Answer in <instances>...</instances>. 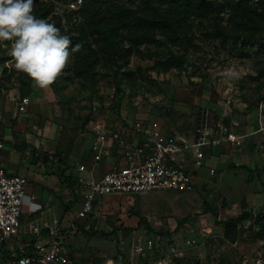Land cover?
Returning <instances> with one entry per match:
<instances>
[{"label": "rangeland", "instance_id": "rangeland-1", "mask_svg": "<svg viewBox=\"0 0 264 264\" xmlns=\"http://www.w3.org/2000/svg\"><path fill=\"white\" fill-rule=\"evenodd\" d=\"M53 1L69 31L68 17L77 15L79 3ZM110 1L140 6L143 0ZM152 1L180 11L187 0ZM189 11L196 50L163 40L146 43L125 64L103 62L79 76L71 53L47 87L16 69L9 56L3 76L8 95L1 100L13 106L11 96L28 94L30 103L26 112L11 114L10 122L3 121L9 110L0 116V129L11 131L0 160L7 169L27 172L25 191L35 195L37 211L23 206L20 232L5 245L36 236L41 246L50 229L69 228L66 253L79 263L170 264L176 257L198 264L264 261V219L236 222L235 240L224 237L229 218L243 211L264 214V0H204ZM11 47V41H0V56ZM175 55H182L181 64L168 66L177 62ZM98 119L107 124L140 120L186 137L219 120L241 140L235 148L204 145L207 158L190 191L97 196L92 211L78 215L81 195L67 173L77 174L76 164L90 160L91 127ZM115 162L117 156L102 159L93 175ZM209 166L215 168L213 175ZM81 174L90 177L88 171ZM148 238L153 248L137 254L132 243ZM172 247L181 256L166 255Z\"/></svg>", "mask_w": 264, "mask_h": 264}, {"label": "built area", "instance_id": "built-area-1", "mask_svg": "<svg viewBox=\"0 0 264 264\" xmlns=\"http://www.w3.org/2000/svg\"><path fill=\"white\" fill-rule=\"evenodd\" d=\"M80 3L81 0H74L73 6ZM9 56L8 52L0 56L3 61V64L0 63V101L3 95H8L3 87V76L6 74L5 66L12 59ZM10 98L14 101L15 116L26 112L30 103L28 94ZM91 132L93 141L90 160L81 159L76 164L77 174L72 173L74 187L81 195V211L78 215L90 213L97 196L136 195L152 190L190 191L196 183L197 168L203 166L207 158L204 145L213 147L229 144L235 148L241 140L234 129L219 120L212 126L197 129L195 137L168 133L140 120L126 122L122 119H115L111 124L103 119L93 121ZM3 146L4 139L0 136V149ZM116 156L117 162L109 169L98 176L93 175L97 163L104 158ZM86 171L90 177L81 174ZM208 173L213 175L215 168L209 166ZM27 183L25 174L7 173L0 160V264H118L112 259L88 263L70 259L65 249V240L71 230L69 228L63 232L50 229L42 238L45 242L41 246L27 243L10 249L2 248L4 240L18 234L23 206H28L30 211L37 209L33 197L25 191ZM153 246L150 238L144 243H132V249L137 254H144L145 248L152 249ZM4 249L6 252H3ZM170 254L181 256L180 251L174 247L166 255ZM258 264H264V261L259 260Z\"/></svg>", "mask_w": 264, "mask_h": 264}, {"label": "trees", "instance_id": "trees-1", "mask_svg": "<svg viewBox=\"0 0 264 264\" xmlns=\"http://www.w3.org/2000/svg\"><path fill=\"white\" fill-rule=\"evenodd\" d=\"M202 1L204 2V0H187L184 10L173 11L163 9L152 0H143L140 6L110 0L106 3L104 0H83L77 15L68 17L70 30L66 32L61 15L54 10L53 0L36 1L34 13L48 19L49 22H54L64 34L69 32L68 35L73 43L81 45L79 50L72 52L74 72L79 76L103 62L125 64L129 57L140 52V46L146 43H161L163 40L173 46L196 50L199 46L193 40V22L189 10H194L197 2ZM175 59L177 62H166V64L168 66L181 64L182 55L179 57L175 55ZM67 176L74 185V175L69 172ZM263 219L262 213L243 211L225 221L227 227L224 230V237L230 241L235 240L236 222L259 223ZM230 226L231 235H229ZM1 246L4 248L5 244ZM3 252H6V249ZM170 264H198V262L194 263L189 259L182 261L180 257H176Z\"/></svg>", "mask_w": 264, "mask_h": 264}, {"label": "clouds", "instance_id": "clouds-1", "mask_svg": "<svg viewBox=\"0 0 264 264\" xmlns=\"http://www.w3.org/2000/svg\"><path fill=\"white\" fill-rule=\"evenodd\" d=\"M36 0H0V41H11L15 68L40 87L51 85L66 68L73 43L60 27L34 13Z\"/></svg>", "mask_w": 264, "mask_h": 264}, {"label": "crops", "instance_id": "crops-1", "mask_svg": "<svg viewBox=\"0 0 264 264\" xmlns=\"http://www.w3.org/2000/svg\"><path fill=\"white\" fill-rule=\"evenodd\" d=\"M13 104V106H11V104H10V102H8V101H4V100H1L0 101V116H3L4 114H6L7 115V110H9L10 111V113H8V118L6 117V118H3L4 120L3 121H6V122H10V116H11V114H13L14 113V111H15V105H14V103H12ZM22 114V113H21ZM20 115V114H19ZM13 117H15V115L13 114L12 115ZM17 116V115H16ZM13 130H16L15 129V127L13 128ZM0 136H1V138H3L5 141H7V140H9V136H11V131H10V128H7V127H4L3 129H0ZM4 141V142H5ZM47 146H48V144H47ZM3 148V147H2ZM1 148V149H2ZM0 149V150H1ZM14 150V149H13ZM2 162V161H1ZM4 165V164H3ZM4 169L6 170V172L7 173H11V174H15V173H24V174H26L27 172L26 171H23L22 170V172H20V171H18V170H14V169H7L6 167H5V165H4ZM29 195H31L33 198V200H34V198H35V195L32 193V194H29ZM35 201V200H34ZM36 205V204H35ZM27 208H28V206H27ZM29 209V208H28ZM35 211H37V210H35ZM21 223H22V220H21ZM20 230V229H19ZM20 232V231H19ZM36 232H39V229L36 231ZM36 235H37V233H36ZM16 236V235H15ZM15 236H13V237H15ZM19 241V240H18ZM17 240L15 241V243L13 244H11V245H5V247H6V249H10V248H12V247H16L17 245H21V246H23V245H25V244H27V243H31V244H33V243H38L37 241H39V238H37L36 239V236H31V237H29L25 242H18Z\"/></svg>", "mask_w": 264, "mask_h": 264}]
</instances>
